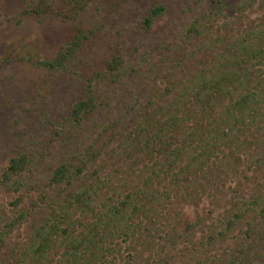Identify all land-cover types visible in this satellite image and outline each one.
I'll return each mask as SVG.
<instances>
[{"label":"rangeland","instance_id":"1","mask_svg":"<svg viewBox=\"0 0 264 264\" xmlns=\"http://www.w3.org/2000/svg\"><path fill=\"white\" fill-rule=\"evenodd\" d=\"M82 3L0 0V264H264L263 121L183 189L166 181L173 157L164 149L159 193L147 178L153 131L137 126L176 101L195 113L201 107L184 90L222 71L263 78L264 65L234 61L244 55L234 46L264 26V0ZM79 30L86 37L63 69L38 64ZM89 99L95 111L74 121V105ZM190 131L185 120L172 139L180 144ZM62 167L67 176L56 182ZM89 189L83 205L75 195ZM134 191L144 198L133 220L111 221Z\"/></svg>","mask_w":264,"mask_h":264},{"label":"trees","instance_id":"2","mask_svg":"<svg viewBox=\"0 0 264 264\" xmlns=\"http://www.w3.org/2000/svg\"><path fill=\"white\" fill-rule=\"evenodd\" d=\"M78 1L83 2L80 6L86 4V0H76L77 3ZM219 3L222 4L221 2ZM163 12V7L154 9L151 18L147 19V23L150 24L153 16L162 14ZM261 31H264V26L257 29L254 34H248L241 41L238 39L234 50H238L237 52L244 55L237 56V59L234 60L236 63L239 64L241 62L242 64L246 62V64L256 66L255 70H259L264 65V44L258 45L259 41H261ZM255 35L258 37V42L255 41ZM85 37V33L80 30L77 31L74 39L57 52L53 59L44 60L38 64L53 70L63 69L65 62L83 44L82 42ZM238 45H240L239 49ZM240 56H244L245 58L241 59ZM261 72H263V78H260L261 75H259V79L256 82H249L250 78L246 76L243 80L241 73L237 71L236 67L232 70L222 71L219 78L205 79L198 87L191 85V89L186 87V90H184L186 93H190L192 90L193 103L201 107L195 113L188 114L190 111L186 110L185 112H189L183 114V103L181 104L179 101H176L173 102L172 106H166L167 109L161 107L158 111L151 113L144 121L137 124L143 131L146 128L153 131L151 138L146 142L147 146H150L152 149L151 167H153V173L147 178L153 183V190L156 193H159V190L155 187H158L157 182L161 176L160 172L163 173L164 171L161 169L156 170L155 166L160 153L164 149L173 157L171 160H168L169 166L167 168H169H166V181L169 180L170 188L174 187L175 189L179 187L183 189L185 184L190 185L194 183L195 179L203 177L209 169L215 166L218 154L223 152L222 147L225 146L226 148L228 141L232 144L233 139L237 137L239 132H243L246 127L257 125L261 120L263 121L261 123H264V70ZM231 80H238V85L239 87L241 86V89L238 90L230 87L233 83L230 82ZM174 105L176 106L175 109ZM95 108L96 105L93 100L79 101L73 107L74 121L79 122L84 117V114L92 113L95 111ZM198 112H200V115ZM185 120H189L191 131L187 133L186 137L183 136L182 142L178 144L177 141L172 139V136L174 132L181 129ZM256 127H261V125ZM198 137H200V140ZM189 147H192V151ZM225 148L224 150H226ZM175 156L178 158L175 159ZM179 158L182 160V163L176 164ZM172 168H175L176 171L171 170L168 173ZM18 170L19 163L17 160H13L9 171L17 172ZM59 171L57 178H55L56 182L64 180L68 173L64 167L60 168ZM161 192L164 193L163 190ZM91 195L92 192L89 189L87 192L79 193L75 196H78V200L84 205L86 201L88 203L92 201ZM139 195L141 198H144L141 193L134 191L128 193L122 201L118 202L111 211L113 215L111 221L112 219L116 222L132 221L134 215L137 214L136 212L141 209ZM257 202V199H255V203ZM238 218L241 219L242 216H238ZM235 223L236 221L230 220L226 225L224 223V226L228 229V227H233ZM49 233H51L50 230ZM221 237L222 233L215 239H221ZM43 240L45 243H48L50 237L43 236Z\"/></svg>","mask_w":264,"mask_h":264}]
</instances>
